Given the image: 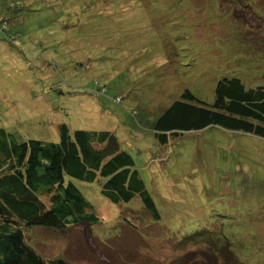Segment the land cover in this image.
I'll return each mask as SVG.
<instances>
[{
	"label": "rangeland",
	"instance_id": "rangeland-1",
	"mask_svg": "<svg viewBox=\"0 0 264 264\" xmlns=\"http://www.w3.org/2000/svg\"><path fill=\"white\" fill-rule=\"evenodd\" d=\"M11 11L0 145L57 142L60 124L109 131L160 215L139 195L111 203L101 178L73 179L98 221L77 235L26 227L29 244L71 264H233L214 258L217 242L235 264H264V140L210 128L160 146L151 135L186 89L207 102L223 78L264 85V0H0V18Z\"/></svg>",
	"mask_w": 264,
	"mask_h": 264
},
{
	"label": "trees",
	"instance_id": "trees-1",
	"mask_svg": "<svg viewBox=\"0 0 264 264\" xmlns=\"http://www.w3.org/2000/svg\"><path fill=\"white\" fill-rule=\"evenodd\" d=\"M12 15L11 11L0 18V31H8ZM210 128L264 140V85L247 89L238 78H223L207 102L186 89L165 107L153 123L151 135L160 146H166L183 133ZM58 134L57 142L27 140L0 145V264H71L43 255L29 244L24 228L64 232L73 228L77 235L83 223H96L98 218L73 179L86 183L103 179L100 193L113 204L128 203L139 195L149 218H160L134 159L112 133L70 132L60 124ZM210 245L214 258L235 264L226 244Z\"/></svg>",
	"mask_w": 264,
	"mask_h": 264
}]
</instances>
